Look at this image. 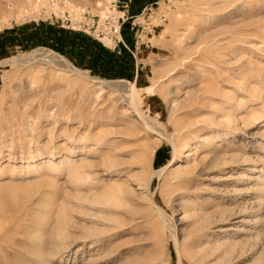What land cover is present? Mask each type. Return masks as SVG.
<instances>
[{
    "label": "rangeland",
    "instance_id": "rangeland-1",
    "mask_svg": "<svg viewBox=\"0 0 264 264\" xmlns=\"http://www.w3.org/2000/svg\"><path fill=\"white\" fill-rule=\"evenodd\" d=\"M130 1L0 0V264H264V0Z\"/></svg>",
    "mask_w": 264,
    "mask_h": 264
},
{
    "label": "bare ground",
    "instance_id": "bare-ground-1",
    "mask_svg": "<svg viewBox=\"0 0 264 264\" xmlns=\"http://www.w3.org/2000/svg\"><path fill=\"white\" fill-rule=\"evenodd\" d=\"M15 1H17L19 4H22L23 2H24V0H15ZM99 4H101V3H99ZM43 54V53H42ZM48 56L49 55V53H46L45 54V56ZM53 55H55V54H53ZM44 58V57H43ZM42 58V59H43ZM47 58V57H46ZM46 58H44V59H46ZM49 61H51V62H53V63H58V61H57V59L54 57V56H51L49 59H48ZM67 61H65V63H64V65H62V64H60L61 65V67L63 66L64 68H61V69H64L65 71H68V72H70L71 74L70 75H72V74H77V70L75 69V68H73L72 66H70V65H68L67 63H66ZM59 64V63H58ZM92 79V78H91ZM95 79V78H94ZM93 80V79H92ZM134 88V87H133ZM135 89V88H134ZM147 89H149L151 92L152 91H154V87L153 86H150V87H148ZM133 91V90H132ZM136 92V91H135ZM134 92V93H135ZM135 95V94H134ZM132 98V97H131ZM133 99V98H132ZM130 101H131V99H130ZM132 102V105L136 108V107H138L137 106V103H136V99H133V101H131ZM139 109V108H138ZM137 110V109H136ZM139 111V110H138ZM140 112V111H139ZM149 117V116H148ZM145 120H146V118H145ZM148 121L149 120H147L146 121V123H148ZM152 121V120H151ZM155 121V120H154ZM151 124V123H150ZM153 125V124H152ZM156 126V125H155ZM158 128V127H157ZM159 130V129H158ZM173 139V138H172ZM174 143V142H173ZM175 144V143H174ZM68 158H70V157H68ZM65 159V158H64ZM71 159V158H70ZM64 161V160H63ZM67 161H68V159H67ZM64 164V163H63ZM70 165H69V174L73 177V178H75V179H83V180H85V181H87L89 178H90V176H91V174H89V172H86L85 170H84V165H80V166H74L73 165V163L72 162H70L69 163ZM89 180H91V179H89ZM120 188H122L121 187V184H118V185H111V186H109L104 192H103V198H105V199H107V200H115L114 198H117L119 195H118V193H120L119 191H122ZM123 190H124V188H122ZM263 190V189H262ZM263 199H264V197H263ZM42 233V232H41ZM67 233H68V231L66 230V226L64 225V221H60L59 222V224H58V228H57V230L55 231V233H54V236L56 237V238H58V239H62V241H63V238L67 235ZM47 235V234H46ZM48 236V235H47ZM46 236V237H47ZM43 237V236H42ZM41 239V238H40ZM38 241V240H37ZM43 243H44V241H43ZM47 243V242H46ZM62 243V242H61ZM42 244V243H41ZM57 244V243H56ZM60 244V243H59ZM45 245V244H44ZM48 245V244H47ZM46 246V245H45ZM43 247V246H42ZM56 248H57V246H56ZM58 249V248H57ZM60 250V249H59ZM58 250H56V252H57ZM40 252H41V254L39 255L40 256V258H41V260H43V259H46L47 257H49V256H52L53 254H54V252H50V254H46V252L44 251V248H42V249H40Z\"/></svg>",
    "mask_w": 264,
    "mask_h": 264
},
{
    "label": "crops",
    "instance_id": "crops-1",
    "mask_svg": "<svg viewBox=\"0 0 264 264\" xmlns=\"http://www.w3.org/2000/svg\"><path fill=\"white\" fill-rule=\"evenodd\" d=\"M130 4L131 5L138 4V0H134V1L131 0ZM105 57H106V53L100 51V53L98 54V57L96 56V59H95L94 62L96 63V65H98L99 63H101V62H103L105 60ZM96 67H98V66H96Z\"/></svg>",
    "mask_w": 264,
    "mask_h": 264
}]
</instances>
